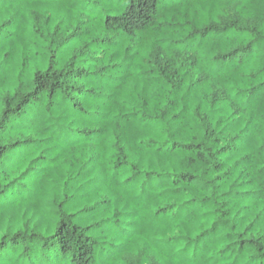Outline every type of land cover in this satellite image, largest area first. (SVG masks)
Wrapping results in <instances>:
<instances>
[{
  "label": "trees",
  "instance_id": "trees-1",
  "mask_svg": "<svg viewBox=\"0 0 264 264\" xmlns=\"http://www.w3.org/2000/svg\"><path fill=\"white\" fill-rule=\"evenodd\" d=\"M46 2L0 0V95L27 76L26 70L31 71V83L25 79L22 84L29 90L14 107L0 112V140L8 141L0 143V210L8 213L38 199L41 209L59 212L53 236L59 237L60 251L70 255L71 264H264V84L239 88L236 95L246 97L242 104L232 99L226 82L212 85L213 108L230 102L229 122L220 118L213 126L209 114H204L200 123L208 143L185 142V124L169 133L176 138L164 152L168 140L159 137L165 128L141 125L134 122L138 114L121 111L132 102L136 75L144 68L154 67L173 89L186 83L166 56L164 42L169 34L153 31L157 0H129L126 7L110 9L120 14H105L104 32L94 38V18L67 9L68 16L75 18L72 37L91 39V44L105 49L103 60L92 59L102 65L97 80L108 77L111 86L102 103L94 105L95 111L88 107L89 97L97 96L94 88L71 85L69 91L60 78L49 86L38 70L47 60L51 71L56 59L52 46L65 24V19L56 18L63 7L48 12L43 8ZM241 21L248 26L237 29L241 32L255 33L260 25L258 16L237 14L231 26ZM212 30L221 29L213 24L202 30L203 35ZM120 32L139 39L116 50L113 33ZM89 47L85 43L80 54L85 55ZM258 56L257 41H249L214 59L222 64L238 60L240 66L249 67ZM198 62L188 56L181 67L191 72ZM261 71L264 68L257 67L247 76L257 79ZM68 75L86 80L90 74L81 67ZM209 79L202 72L185 96ZM61 94L70 107L54 103ZM45 98L47 104L41 107ZM176 106L175 100H169L162 118ZM193 112L200 116V106ZM186 114L187 108L169 123L181 122ZM117 115L129 123L121 134L125 146L120 145L121 135H115L121 120H115V127L109 123ZM138 146H143L139 153ZM136 156L139 163L132 162ZM66 206L77 209L67 222Z\"/></svg>",
  "mask_w": 264,
  "mask_h": 264
},
{
  "label": "clouds",
  "instance_id": "clouds-1",
  "mask_svg": "<svg viewBox=\"0 0 264 264\" xmlns=\"http://www.w3.org/2000/svg\"><path fill=\"white\" fill-rule=\"evenodd\" d=\"M128 2L129 0H47L43 8L51 12L58 5L62 6L64 11L58 13L56 18L57 20L65 19V24L61 26L62 36L52 46V51L56 53V59L51 71H49L47 60L38 69L41 75L45 76L49 86L57 78H60L64 82V87L69 91H71V85L86 84L89 88H94L97 96L95 99L89 97L88 107L91 111H95L94 105L102 103L104 92L109 91L111 86L108 77L97 80L96 73L102 65L92 59L101 57V53L105 49L91 44V39L78 40L72 37L75 18L68 16L67 9H73L74 14L84 11L94 18V38L95 35L104 32L103 18L105 14H120L109 10L122 5L126 7ZM148 2L151 3L152 0H148ZM157 4V24L153 25V31H163L169 34V38L164 42L166 56L171 59L172 70L179 69L180 76L185 79L186 83L180 89H173L168 80L162 77L154 67L152 69L144 68L141 73L136 75L137 88L132 93V102L123 107L121 111L138 114L134 122H139L141 125L165 128V134L161 135L159 139L161 141L168 140L163 148V151L167 152L171 147L172 140L176 138L175 136L170 137L169 133H176L178 129H183L185 124L188 125L186 134L188 138L185 142L200 143L205 141L208 143L204 137L203 125L200 123L204 114H209V118L213 120V126H215L216 119L224 118L226 123L229 122L226 117L231 115L230 102L218 104L213 108L211 103L212 85L220 87L222 83L226 82L227 86L232 89V99L242 104L246 97L236 95L239 88L264 84V71H261L258 78L254 80H250L247 76L248 72H255L257 67L264 68V0H157ZM85 5L87 7H84ZM237 14L245 18L260 17L258 30L255 33L238 31V28L248 27L244 21H241L236 27H232L231 22L237 18ZM5 19H7V14ZM186 21H191V23H186ZM213 24L221 30H212L204 36L202 30ZM113 36L118 42L116 50L119 51L130 44H135L139 39V35L129 37L123 32H120L119 35L113 33ZM173 41H179V43H173ZM249 41H257L259 52V56L254 59L251 66L242 67L238 60L231 64H222L219 59H214L218 56L222 57L233 48L247 44ZM85 43H88L90 47L85 55H81L80 50ZM73 56L76 57L75 61L72 60ZM188 56H195L199 61L191 72L187 68L181 67ZM161 59L163 62L164 58ZM81 67L87 69L90 74L86 80L74 79L73 76L68 75L69 71L75 74L76 70ZM26 71L27 76H21L11 85L6 94L0 95V112L7 107H14L23 93L29 90L27 87H22L25 79L29 84L31 83V71ZM18 72L19 69L13 72V75H17ZM202 72L209 74V82L202 88L193 90L186 97L185 93L189 91V86L194 84L197 76ZM61 73L64 74L63 77H61ZM117 74L119 73H110L112 76ZM145 100L148 101L147 107L144 106ZM169 100H175L177 106L169 109L167 115L162 118V113ZM61 102L70 107V103L65 100L62 94L54 98V103ZM46 104L47 98L41 107ZM198 105L200 106V116L193 112ZM186 108V119L182 117L181 122L169 123L173 115L184 112ZM218 110H222L219 111V115H217ZM145 113L149 114L147 118H145ZM117 119L121 120L122 127L115 130V135L126 133L129 123L122 120L119 115L114 118L110 117L109 123L115 127ZM16 124L20 126L21 122L16 121ZM192 125H196V127L193 128ZM193 135L198 139L192 141L190 138ZM6 142L8 141L0 140V143ZM125 143V139L121 135L120 145L125 146ZM157 146L159 147V145ZM142 147H137V153ZM212 150L215 151V148ZM185 155L194 156L195 154L186 153ZM132 162L139 163V156L134 157ZM72 211H77V209L65 207V222ZM60 218L59 212L41 209L38 199L28 201L20 208H14L8 213L0 210V264H71L70 255H63L60 251L59 237L53 236ZM78 222L87 223V221ZM71 228L72 225L69 224V235ZM65 239H68L67 235Z\"/></svg>",
  "mask_w": 264,
  "mask_h": 264
}]
</instances>
